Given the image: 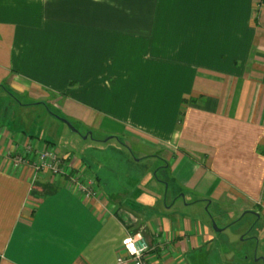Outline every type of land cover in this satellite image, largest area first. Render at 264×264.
Listing matches in <instances>:
<instances>
[{"label":"crops","instance_id":"obj_1","mask_svg":"<svg viewBox=\"0 0 264 264\" xmlns=\"http://www.w3.org/2000/svg\"><path fill=\"white\" fill-rule=\"evenodd\" d=\"M0 91V264H131L134 234L154 264H187L215 239L200 200L264 215V0H0ZM50 96L163 164L128 190L69 155L36 169L54 150L9 110Z\"/></svg>","mask_w":264,"mask_h":264},{"label":"rangeland","instance_id":"obj_2","mask_svg":"<svg viewBox=\"0 0 264 264\" xmlns=\"http://www.w3.org/2000/svg\"><path fill=\"white\" fill-rule=\"evenodd\" d=\"M4 97L9 98L10 95L0 91V100ZM19 100L30 101L26 96H20ZM41 100L47 103V106L30 104L25 111L10 109L9 113L16 122L21 120L33 123L34 134L44 136L42 138L49 141L59 157L69 155L72 159H79L82 165L93 171L102 169V176L107 175L113 183H123L127 190L130 189L127 178L130 179L133 174L143 177L147 169L154 166L158 160L156 157L145 155L148 147H138L123 135L119 139L111 138L109 142L98 141L103 139V133L95 130L94 137L89 136L91 130L80 120H75L71 106V109H68L62 100L54 101L52 96ZM118 149L124 152H119ZM139 158L141 160L135 162ZM161 164L163 163L155 166ZM114 166L122 168L124 173L109 171ZM151 176L154 177L153 172L148 174L145 180L141 179L144 180V185L149 182ZM158 176L162 178L161 170ZM178 192L175 194L180 197ZM175 206L180 211L177 216L183 214L182 210L186 211L182 201ZM241 208L242 206L229 201H223L220 205H209L208 202L200 200L198 205L194 206L193 219L198 220V224L207 221L215 239L211 245L185 254L187 264H264V215L255 211L246 212ZM187 210L190 212L192 209Z\"/></svg>","mask_w":264,"mask_h":264},{"label":"built area","instance_id":"obj_3","mask_svg":"<svg viewBox=\"0 0 264 264\" xmlns=\"http://www.w3.org/2000/svg\"><path fill=\"white\" fill-rule=\"evenodd\" d=\"M62 162L63 161L57 154L45 150L39 153L38 160L34 162L33 165L36 169L45 170L50 168L55 172H62ZM72 180H77V178L72 177ZM83 183H81V185L83 184L82 186L86 194L88 196L95 195V192L91 188V182ZM123 249L125 254L119 256L118 261L120 263L154 264L150 257L153 249L141 234H134L126 237L123 241Z\"/></svg>","mask_w":264,"mask_h":264},{"label":"trees","instance_id":"obj_4","mask_svg":"<svg viewBox=\"0 0 264 264\" xmlns=\"http://www.w3.org/2000/svg\"><path fill=\"white\" fill-rule=\"evenodd\" d=\"M259 151L264 154V148L259 147Z\"/></svg>","mask_w":264,"mask_h":264},{"label":"water","instance_id":"obj_5","mask_svg":"<svg viewBox=\"0 0 264 264\" xmlns=\"http://www.w3.org/2000/svg\"><path fill=\"white\" fill-rule=\"evenodd\" d=\"M219 231L221 230V229H218Z\"/></svg>","mask_w":264,"mask_h":264}]
</instances>
